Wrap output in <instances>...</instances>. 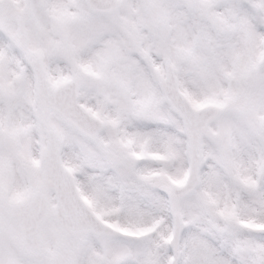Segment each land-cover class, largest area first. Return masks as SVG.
<instances>
[{
	"label": "snow or ice",
	"instance_id": "obj_1",
	"mask_svg": "<svg viewBox=\"0 0 264 264\" xmlns=\"http://www.w3.org/2000/svg\"><path fill=\"white\" fill-rule=\"evenodd\" d=\"M0 264H264V0H0Z\"/></svg>",
	"mask_w": 264,
	"mask_h": 264
}]
</instances>
